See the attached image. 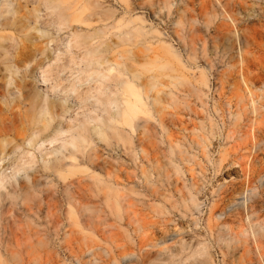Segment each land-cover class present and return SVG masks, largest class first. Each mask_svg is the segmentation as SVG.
I'll list each match as a JSON object with an SVG mask.
<instances>
[{"label":"rangeland","instance_id":"obj_1","mask_svg":"<svg viewBox=\"0 0 264 264\" xmlns=\"http://www.w3.org/2000/svg\"><path fill=\"white\" fill-rule=\"evenodd\" d=\"M86 14L72 23L86 44L31 30L9 86L0 64V138L18 145L4 172L38 175L67 153L105 115L96 98L120 92L116 75L142 104L133 131L114 123L120 135L64 159V180L7 185L8 264H264V0H72ZM32 95L58 114L34 147L21 143Z\"/></svg>","mask_w":264,"mask_h":264},{"label":"bare ground","instance_id":"obj_2","mask_svg":"<svg viewBox=\"0 0 264 264\" xmlns=\"http://www.w3.org/2000/svg\"><path fill=\"white\" fill-rule=\"evenodd\" d=\"M27 5H30V9H25ZM99 13H102V11H99ZM29 14L31 17L28 16ZM91 19L90 14L72 16V0H0V64L3 66L2 70L5 72V77L7 78L5 81L6 86L11 85L14 73L18 71L19 66L24 62L21 57V44L26 40L37 38L30 36L31 30L38 33L39 37H43L49 33H51V36L55 35L57 30L62 27L69 28L70 33H68V36L71 39L74 36L73 45L86 44L85 39L87 36L85 34L72 33V23L87 24ZM96 51V47H92L88 51L87 57L90 58L88 64L101 66L105 61L102 55ZM97 72L98 70H95L92 73L95 74ZM108 75L112 76L111 72ZM102 76L105 75L103 74ZM115 77L120 85H118L120 92L115 91L112 95L103 93L102 97L96 98L103 106L102 110L105 115L95 118V125L89 127L87 124H83L75 135H71L65 142L70 146L67 153L62 152V149L59 148L54 151L55 157L51 162L43 159V168L37 171L38 175L30 173L26 174L25 178L16 179L12 173L10 175L6 174L4 172L6 168L13 165L12 161L5 163L6 157L10 152H14L15 147H18V145L13 144V149L7 152L5 148L10 144V141L4 136L0 138V188H3V191H0V222L3 221L7 226L6 223H9L7 220L10 221V218L7 219V214L8 211L10 212V206L12 207L10 203L14 200V194L13 190L8 188L9 185L12 187L19 182L35 183L40 180V177H43L45 180L50 174L55 173L57 174V178L61 177L64 180L65 176H61L60 174L61 168L67 164V162L64 163V159H68L72 163V160L77 158L78 154H83L91 141H94L93 137L95 134L98 135L99 139L105 138L106 130L112 128L116 130L117 135H120L121 132L117 130L114 123L125 124L130 129L133 127V119L139 110V105L142 104L140 93L128 79L121 80L118 75ZM76 90L75 86H72V91ZM115 90L117 89L115 88ZM251 104L254 105L253 100ZM20 116L32 125L29 126L30 133L25 134L21 139L23 145L26 143L34 147L40 140H46L54 134L47 132L45 135H41L42 131L52 129V122L58 116L54 110V106L47 99H43L38 95H32L26 103V109L21 111ZM54 131L58 132L59 129L57 128ZM62 147L66 148L65 145H62ZM15 191L17 190L15 189ZM5 225L6 231L4 233L7 234L8 226L6 227ZM1 234L3 233L1 232ZM5 236L2 237L1 235L2 238H0V248L2 249L0 264H8L9 258H11L9 255L10 246L8 247L9 244H7L6 239L9 235L8 237L7 235Z\"/></svg>","mask_w":264,"mask_h":264}]
</instances>
